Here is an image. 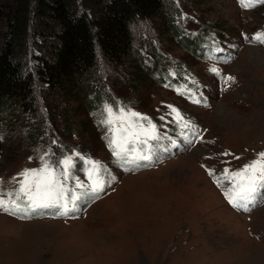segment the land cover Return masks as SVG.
<instances>
[{
	"label": "rangeland",
	"instance_id": "1",
	"mask_svg": "<svg viewBox=\"0 0 264 264\" xmlns=\"http://www.w3.org/2000/svg\"><path fill=\"white\" fill-rule=\"evenodd\" d=\"M165 6L130 23L133 48L120 64L97 53L94 96L51 92L35 77L33 113L0 108V192L14 191L13 178L41 167V157L57 171L73 160L69 188L87 183L89 161L108 181L67 216L0 209V264H264V188L245 211L226 198L224 175L264 153V0ZM193 36L226 54L192 53ZM179 78L191 85L189 97L177 90ZM106 108L147 117L139 123L159 137L149 141L150 161L137 167L113 155Z\"/></svg>",
	"mask_w": 264,
	"mask_h": 264
},
{
	"label": "trees",
	"instance_id": "2",
	"mask_svg": "<svg viewBox=\"0 0 264 264\" xmlns=\"http://www.w3.org/2000/svg\"><path fill=\"white\" fill-rule=\"evenodd\" d=\"M165 4L166 0H0V108L14 103L23 113H33L35 77L51 92L94 96L97 53L120 64L133 48L130 23L157 17ZM194 37L189 48L197 53L206 39ZM181 41L188 47L187 39ZM88 101L92 107L97 104Z\"/></svg>",
	"mask_w": 264,
	"mask_h": 264
},
{
	"label": "snow or ice",
	"instance_id": "3",
	"mask_svg": "<svg viewBox=\"0 0 264 264\" xmlns=\"http://www.w3.org/2000/svg\"><path fill=\"white\" fill-rule=\"evenodd\" d=\"M233 79L231 76L226 77L229 81ZM172 111L178 114L177 109L172 108ZM105 113L104 123L109 128V143L110 146H115L113 155L123 159L125 164L137 167L140 166V161H150L153 150L149 141H156L159 137L150 122L147 127L139 123L142 120L146 121L147 117L136 112L125 114L121 109L113 111L112 108H106ZM129 144L131 147L128 146ZM41 160V167L24 169L18 177L13 178L18 184L14 191L0 192V209L16 215L25 209L36 212L37 209L56 208L58 215L67 216L77 207L79 201L98 198L108 183L102 175L103 170L99 163L89 161L85 173L87 183L76 179L74 186L69 188L66 186V181L70 178L71 168L74 167L73 160L66 157L59 161V171L49 159L41 157ZM209 174H212L211 170ZM224 175L229 177L231 183V187L225 193L229 203L248 211L258 191L264 188V153H260L257 160L244 165L239 170L229 173V170L225 169Z\"/></svg>",
	"mask_w": 264,
	"mask_h": 264
}]
</instances>
